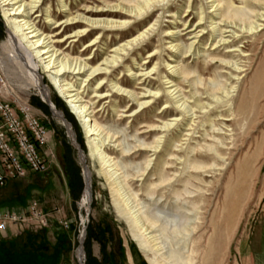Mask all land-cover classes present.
Returning <instances> with one entry per match:
<instances>
[{"label":"rangeland","instance_id":"374dc122","mask_svg":"<svg viewBox=\"0 0 264 264\" xmlns=\"http://www.w3.org/2000/svg\"><path fill=\"white\" fill-rule=\"evenodd\" d=\"M47 1L41 10L50 8L55 18H60V12L65 9L61 7V0ZM62 1L67 4L71 14L83 9L84 1L90 7L99 4H92L93 0ZM226 1L234 8L241 9L245 4L253 7L251 0ZM209 11L208 0H169L164 7L156 6L149 16L133 20L120 30L100 35L98 43L89 47L87 44L97 36L98 31L78 42H72L71 38L57 42V38L76 28L67 27L56 35V28L46 23L44 15L36 19L33 15L31 18L52 36V41H56V46L64 54L83 59L89 57L87 61L90 65L100 63L106 53H111L109 51L113 46L151 24L149 39L137 45L134 55H127V60L119 66L85 81L79 89L81 99L90 105L92 115L100 125L116 128L121 136L126 135V139L132 142L131 148L136 143L132 135L152 140L155 134L149 131V125L178 118L176 126L166 133L161 153L148 180L134 181L133 190L147 201L144 193L147 184L156 183L161 160L173 153L174 156L168 160L170 166L166 169V175H177L171 185L163 190L160 208L172 203L175 197L173 191L180 193V199L188 207L191 206L189 202H194L199 212L196 231L192 233L194 264H232L237 242L247 234L257 233V217L264 208V17L259 21L258 31L252 34L236 32V35L224 33L228 42L221 44L210 35ZM200 17L203 18L201 25L204 34L196 44L198 50L191 55V52H187V45L192 36L191 29ZM6 27L0 7V73L6 82V98L26 101L47 129L48 139L40 149L45 159V169L42 172L28 171L25 177L10 180L0 187V215L14 212L29 216L30 206L36 202L46 225L35 229L25 223H11L0 232V264H148L144 251L132 239L128 226L113 207L109 189L97 170L98 164L90 153L82 125L42 68L39 69L42 86L48 90L52 105L61 112L68 127L53 115L50 105L25 75L19 58L15 56L16 60H10V55L16 54L1 44L6 39ZM169 30H180V42L187 53L179 55L170 51ZM146 42L148 47H145ZM154 51L156 54L151 57L150 52ZM221 59L235 62L238 69L223 68ZM181 61L190 71L187 80L182 76H171L170 73L168 65ZM153 66L155 70L142 76V80L130 76L131 73L148 71ZM198 77L206 83L208 78H214L227 86L231 85L229 102L224 98L216 103L206 97L200 85L197 86V94L193 95L190 81L196 83ZM101 78L104 83L97 91L103 96L98 97L92 90ZM65 79L74 88L80 84L79 77L66 75ZM167 79L182 88L186 101L194 109L193 115H183L176 107L168 88L172 83ZM114 82L139 94L149 88L156 92L157 97H152L148 106L134 116L136 104L128 97L119 95L112 87ZM212 136L222 142L219 155L197 147H203L205 142L210 143L214 139ZM67 146L70 147L74 167L71 175L75 178L73 183L71 170L68 171L63 159ZM77 146L79 149H76ZM188 146L196 149L194 158L186 148ZM78 150H82L87 166L93 173L90 201H83L86 181ZM105 150L110 155L120 157L114 149ZM189 155L192 161H197L199 169L185 168L188 163L185 165L183 161ZM134 158L141 161L140 155ZM181 171L184 173L180 174ZM158 195L155 193L154 197Z\"/></svg>","mask_w":264,"mask_h":264},{"label":"bare ground","instance_id":"6f19581e","mask_svg":"<svg viewBox=\"0 0 264 264\" xmlns=\"http://www.w3.org/2000/svg\"><path fill=\"white\" fill-rule=\"evenodd\" d=\"M168 1L93 0L92 4H99L91 7L84 1L83 9H77L74 14H71L67 4L61 0V7H65V9L60 12V15L62 14L60 18H55L50 8L41 10V7L48 2L47 0H0V7L2 8L7 25L6 39L1 44L3 47L7 46L14 51L16 55L11 54V59H9L16 60V57L19 58L26 71V73L24 72L25 75L32 80L33 86L42 99L50 105L55 117L68 127L61 112L57 111L52 105L48 90L42 86V77L39 73L40 68L44 70V73H47L49 80L56 87L57 92H59L75 114L85 131L90 153L98 164L97 170L103 177L104 184L109 189L113 207L117 215L128 226L132 239L144 251L148 264H194L195 256L192 246V233L196 231L199 220L197 205L194 202H189L191 206L188 207L187 203L183 199H180V193L173 191L175 197L172 203L165 204V207L160 208L163 190L168 185H171V182L177 175V173H174L171 177L166 175V169L170 166L168 160L174 154L169 153L168 158L161 160L162 165L160 166L156 183L149 182L147 184L144 191L148 199L147 201L142 200L132 187L134 181L144 182L148 180V175L156 164L158 155L161 153L166 133H169L171 128L176 126L178 118L165 120L157 125H149V131L155 134L152 140L148 141L132 135L136 143L131 148L132 142L126 139V135L121 136L118 129L103 127L97 122L92 115L93 111L90 105L84 102L80 96L79 89L82 88L85 81L95 78L99 74H104L111 67L119 66L124 60H127V55H134L138 48L137 45L145 39H149L148 33L150 32L151 24L131 38L113 46L109 51L111 53H106V56L102 58L100 63L90 65L87 61L89 57L83 59L80 56L72 57L70 54H64L56 46V41H52V36L38 27L36 22L31 18L33 15L35 19L44 15L46 23L56 28V35L62 30L67 29V27L76 28L69 32V34L66 33L65 36L57 38V42L64 39L68 40L69 38H71L72 42H78L98 31L96 33L97 36L87 44L89 47L95 46L98 43L100 35L120 30L128 26L133 20L143 19L145 16H149L151 10L156 6L164 7ZM251 1L253 7L250 8L245 4L242 8L247 10H243L242 8L232 7L226 0H208L209 12L211 14L208 26L210 27V35L217 38V43L226 44L228 42L224 36V33L227 32L236 35L237 33L252 34L259 30V21L263 20L262 18L264 17V0ZM202 19L200 17L197 24L191 29L192 36L187 45V52H191V55L198 50L196 44L200 42V37L204 34V27L201 25ZM197 28H199L198 31H196ZM179 33L180 30H169V49L175 54L181 55L187 52L185 51V47H183V43L180 42ZM146 43L145 47H148L149 44L148 42ZM150 53L151 57L156 54L155 51ZM181 58L184 59L185 57ZM221 61L223 68L238 69L235 62H229L227 59H221ZM168 66L171 76H182L185 80L188 79L190 71L182 61L169 64ZM154 70L155 67L153 66L148 71L131 73L130 76L142 80V76H147ZM66 75L79 77L80 84L74 88L72 83L66 81ZM102 79L96 83L95 89L92 90V93L94 95L97 94L98 97L103 96L102 93L97 91V88L103 86L104 82ZM197 79L198 82L196 83L188 80L194 89L193 95L197 94V86L200 85L206 97L211 98L216 103H220L224 98L226 102H229L231 96L230 89L233 88L231 85L227 86L214 78H208V83L199 77ZM167 80L169 83H172L168 88L172 98L175 99L174 103L176 107L183 115H193L195 113L194 109L186 101L187 98L182 88L173 80ZM122 85L114 82L112 87L115 88L119 95L128 97L130 101L136 104L137 109L133 110L134 116H137L138 111L144 110L148 106L153 99L152 97H157L156 92H152L149 88L139 94L134 89L124 88ZM197 107L201 110L204 109L201 106ZM70 134L72 135V132ZM212 138L214 139L210 143L205 142L203 147H197L219 155L218 149L222 146V142L213 136ZM105 148L114 149L120 157L117 158L110 155ZM186 148L189 149L191 156L194 158L196 149L194 147L190 148V146ZM78 155L83 166L86 181L85 191L82 194L83 201H90L92 198L93 173L87 166L86 157L81 150H78ZM136 155L141 156V161L135 160L136 157L134 158V156ZM191 156L189 155L187 160L183 161L185 165L186 162L188 163L185 168L199 169V164L197 161H192ZM183 173L181 171L180 174ZM155 193H159L158 197H154ZM162 204L164 203L162 202Z\"/></svg>","mask_w":264,"mask_h":264},{"label":"built area","instance_id":"2783aa9c","mask_svg":"<svg viewBox=\"0 0 264 264\" xmlns=\"http://www.w3.org/2000/svg\"><path fill=\"white\" fill-rule=\"evenodd\" d=\"M5 92V80L0 73V187L10 180L25 177L28 171L42 172L46 164L40 149L48 139L47 129L33 108L24 100H8ZM11 223H25L35 229L46 225L36 202L30 206L29 216L14 212L0 215V232Z\"/></svg>","mask_w":264,"mask_h":264},{"label":"crops","instance_id":"0c3cea01","mask_svg":"<svg viewBox=\"0 0 264 264\" xmlns=\"http://www.w3.org/2000/svg\"><path fill=\"white\" fill-rule=\"evenodd\" d=\"M257 218V233L247 234L237 242L232 264H264V208Z\"/></svg>","mask_w":264,"mask_h":264},{"label":"trees","instance_id":"16d2710c","mask_svg":"<svg viewBox=\"0 0 264 264\" xmlns=\"http://www.w3.org/2000/svg\"><path fill=\"white\" fill-rule=\"evenodd\" d=\"M70 155H71V150H70V147L67 146L66 147V150L64 152V155H63V159L66 162L68 171L71 170L70 178H72L71 179V183H73V182H75V178L73 179V177L71 175L73 173L74 167H73V164H72V160H71Z\"/></svg>","mask_w":264,"mask_h":264},{"label":"water","instance_id":"95a60500","mask_svg":"<svg viewBox=\"0 0 264 264\" xmlns=\"http://www.w3.org/2000/svg\"><path fill=\"white\" fill-rule=\"evenodd\" d=\"M62 115V114H61ZM76 140H75V137H74V142H75ZM74 144V143H73ZM75 145V144H74ZM77 149H79V147L77 146ZM82 151V150H81Z\"/></svg>","mask_w":264,"mask_h":264}]
</instances>
